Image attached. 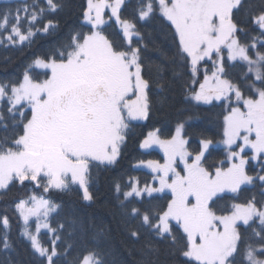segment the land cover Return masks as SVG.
Listing matches in <instances>:
<instances>
[{
	"label": "snow or ice",
	"instance_id": "6c2138e0",
	"mask_svg": "<svg viewBox=\"0 0 264 264\" xmlns=\"http://www.w3.org/2000/svg\"><path fill=\"white\" fill-rule=\"evenodd\" d=\"M129 4L131 17L122 14ZM63 7L61 0L3 5L0 44H31L37 33H55L58 20L40 22ZM82 17L81 28L35 56L19 79L0 82V192L17 184L40 190L15 203L19 235L39 264H59L73 247L64 232L75 221L53 226L61 205L48 194L78 186L83 200L93 201L91 168L115 165L132 122L152 114L153 83L144 63L149 45L141 26L153 20L171 37V63L189 73L186 99L223 109L222 139L201 133L190 150L185 121L170 138L162 139L159 129L149 132L139 147L157 146L163 163L139 161L137 167L151 170V183H116L121 223L131 240H143L142 264H160L161 242L173 261L182 258L178 264H264V0H86ZM113 19L115 38L105 30ZM163 72L157 65L161 93ZM219 145L224 160L208 165ZM226 194L233 202L218 207ZM134 200L166 203L129 208ZM11 229L9 217L0 215V264H18ZM77 264L107 262L90 250Z\"/></svg>",
	"mask_w": 264,
	"mask_h": 264
},
{
	"label": "trees",
	"instance_id": "16d2710c",
	"mask_svg": "<svg viewBox=\"0 0 264 264\" xmlns=\"http://www.w3.org/2000/svg\"><path fill=\"white\" fill-rule=\"evenodd\" d=\"M19 0L1 1L0 7L11 3L15 6ZM31 3V0H28ZM43 0H41V3ZM64 7L52 16H46L40 23L43 24L48 18H54L59 21L60 28L53 34L37 33L33 37L31 44L25 42L23 45L0 44V82L14 81L21 77L24 68L37 55H43L50 49L65 40L72 29H79L83 23L82 10L86 6V0H61ZM134 2V0H133ZM132 5L123 10V15L131 17ZM39 26V25H38ZM86 30V28L84 29ZM106 34L115 38L118 28L111 22L106 27ZM141 32L145 36V42L149 48L145 53V74L153 83L150 93L153 109L150 118L144 122H132L131 130L128 133L126 143L122 146L121 156L115 165L112 166H93L91 168L92 181L90 191L94 200L84 201L82 193L78 186H74L71 193H61L53 191L49 197L61 205L59 214H54L53 226L57 222L74 220V235L69 238L67 233L73 228H66L64 232L65 239H70L73 244L69 254L62 258L59 264H77L90 250L100 252L107 264H142L141 252L143 249V240H131L121 223V215L118 208L117 193L115 192L116 183L124 187L130 178H137L143 185L145 182L151 183L152 174L148 171L135 169V164L144 160H161L157 151L151 150L144 152L140 149V143L151 131L159 129V135L162 139L170 138L174 134L175 126L178 122H186V134L190 137V150L198 147V141L201 133L213 140L222 139V120L223 109L219 106L197 104L191 99H186L188 92L186 88L190 85L189 73L185 68L171 63V55L174 51L172 40L166 29H163L158 20H153L141 26ZM155 41V45L153 44ZM167 52V57L161 55L156 48ZM157 65L164 67L165 91L161 93L155 84L159 77L156 73ZM180 75L173 76V72ZM202 76L200 79L202 80ZM163 100V104H161ZM192 117V119H187ZM211 155L207 157V164H218L224 160L225 151L222 148H214ZM39 189H33L31 185L21 187L18 184L10 186L6 192H0V215H7L11 221V239L15 252L14 258L18 264H39V258L32 253L27 241L19 235L21 223L15 212V203L19 199L27 198L32 192ZM253 191H244L239 194L237 202L247 200ZM233 194H226L224 200L219 201L218 207L233 202ZM121 199L123 197L121 196ZM166 203L165 200H153L140 203L132 201L131 206L148 208ZM105 231L101 234L99 229ZM245 237L250 236V232L244 228L241 229ZM41 239L47 243L48 235L42 233ZM63 247V246H62ZM160 264H178L182 258L173 261L168 256V244L161 242ZM2 258V256H0Z\"/></svg>",
	"mask_w": 264,
	"mask_h": 264
},
{
	"label": "rangeland",
	"instance_id": "374dc122",
	"mask_svg": "<svg viewBox=\"0 0 264 264\" xmlns=\"http://www.w3.org/2000/svg\"><path fill=\"white\" fill-rule=\"evenodd\" d=\"M1 1H11V0H0V2ZM108 15H110V12L109 13H107ZM111 22H113L114 23V19L112 20V21H110L109 23H111ZM115 24V23H114ZM116 25V24H115ZM203 79V78H202ZM196 87L198 88V84L196 85ZM134 122H144V121H134ZM148 135V134H147ZM147 137V136H146ZM145 137V138H146ZM216 148H222V149H224V147H223V145H219V146H217ZM141 149V148H140ZM142 151H144V152H148V151H151V150H154V151H157L159 154H160V156H161V160H159L161 163H163V152L157 147V146H153L152 148H149V149H141ZM137 165H138V163H136L135 164V169H141V170H145V171H148L150 174H152L151 173V170L150 169H147L146 167H137ZM152 176H153V174H152ZM152 180V179H151ZM152 182V181H151ZM80 191H81V193H82V190L80 189ZM33 228H34V222H33Z\"/></svg>",
	"mask_w": 264,
	"mask_h": 264
}]
</instances>
